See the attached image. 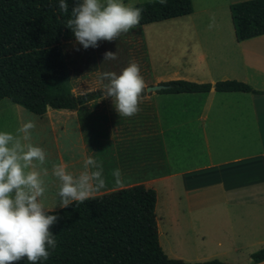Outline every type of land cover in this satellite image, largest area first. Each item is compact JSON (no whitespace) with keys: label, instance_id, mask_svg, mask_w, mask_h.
I'll use <instances>...</instances> for the list:
<instances>
[{"label":"crops","instance_id":"0c3cea01","mask_svg":"<svg viewBox=\"0 0 264 264\" xmlns=\"http://www.w3.org/2000/svg\"><path fill=\"white\" fill-rule=\"evenodd\" d=\"M244 1L189 0L190 11L170 19L190 18L177 23L171 41L170 52L181 60L168 61L172 71L155 75L146 88L177 79L212 85L235 80L258 93L147 92L136 115L120 117L100 90L101 98L75 110L48 109L42 117L19 120L18 129L29 121L36 125L24 143L47 153L35 167L49 173L41 198L48 211L61 209L52 168L64 164L78 175L85 159L95 156L106 186L94 197L139 185L153 189L156 216L161 207L165 223H200L199 238L219 248L225 263L264 264L251 259L264 248V35L237 41L230 7ZM207 15L216 17L212 28ZM136 42L148 49L145 40ZM115 169L121 171L119 187ZM158 229L160 235L159 223Z\"/></svg>","mask_w":264,"mask_h":264},{"label":"trees","instance_id":"16d2710c","mask_svg":"<svg viewBox=\"0 0 264 264\" xmlns=\"http://www.w3.org/2000/svg\"><path fill=\"white\" fill-rule=\"evenodd\" d=\"M75 0H67L69 13L59 0H0V102L8 99L42 117L48 109L75 110L99 99L103 92L74 95L62 46L76 41L66 21ZM143 10L136 27L185 16L189 0H153L136 4ZM237 41L264 35V0H248L230 7ZM160 94L258 93L231 80L215 85L174 80L162 83ZM147 95L145 93L143 97ZM157 193L134 186L93 197L68 208L49 211L60 217L51 227L57 247L38 264H228L214 259L186 263L169 258L159 240ZM264 262V248L253 253ZM18 264H29L23 259Z\"/></svg>","mask_w":264,"mask_h":264},{"label":"clouds","instance_id":"9594fccd","mask_svg":"<svg viewBox=\"0 0 264 264\" xmlns=\"http://www.w3.org/2000/svg\"><path fill=\"white\" fill-rule=\"evenodd\" d=\"M58 7L64 14L69 13L67 0H59ZM142 12L124 0H75L66 27L84 49L96 48L98 42L114 41L136 27ZM212 19L209 28L214 26L215 18ZM104 59L116 60L117 53L108 51ZM98 76L104 97L112 98L120 117H132L140 111L146 83L137 62L131 61L120 74L103 72ZM35 127L29 121L15 134L0 131V264H18L25 258L29 264H38L57 247L56 236L50 229L60 217L50 215L41 199L46 191L43 177L49 173L35 167L36 162H46L47 153L39 146L24 143ZM51 175L59 181L60 208L92 199L106 186L103 164L95 156L85 159L84 171L78 175L68 172L64 164L55 165ZM112 176L119 187L121 171L113 170Z\"/></svg>","mask_w":264,"mask_h":264},{"label":"rangeland","instance_id":"374dc122","mask_svg":"<svg viewBox=\"0 0 264 264\" xmlns=\"http://www.w3.org/2000/svg\"><path fill=\"white\" fill-rule=\"evenodd\" d=\"M146 1L153 0H124L128 4H133V6ZM213 17V15L206 16L207 20L210 21H213ZM182 19L134 27L128 33L121 34L114 41L98 42V47L96 48L84 49L76 41L64 43L62 50L69 70L73 93L83 94L89 91H103V85L100 83L98 73L116 72L120 74L133 60L139 64L141 75L146 85L152 84L151 82H153L155 75L172 71L171 65L179 63L181 60L179 53L170 52V48H173L171 41L174 37H177L179 32L177 23L190 20L189 17ZM139 39L147 42V50L136 42ZM108 51L117 53V59L105 61L104 54ZM168 61H171L172 64L168 65ZM36 117L38 116L26 111L8 99L0 102V131H8L15 134L20 125V119ZM162 200L161 195L160 203H162ZM157 219L160 226V244L169 258L182 260L186 263H200L214 259L223 262L220 259L222 258L220 249L211 243L207 244L203 239L199 238L200 235L196 228L200 229V223L193 222L190 223L191 225L189 224L182 228L180 226L174 227L173 223H165L161 207L158 210ZM228 256L237 255L230 253Z\"/></svg>","mask_w":264,"mask_h":264},{"label":"water","instance_id":"95a60500","mask_svg":"<svg viewBox=\"0 0 264 264\" xmlns=\"http://www.w3.org/2000/svg\"><path fill=\"white\" fill-rule=\"evenodd\" d=\"M166 87L162 84L159 85H154V86H150L146 88V92L150 93V92H159L161 90H164Z\"/></svg>","mask_w":264,"mask_h":264}]
</instances>
